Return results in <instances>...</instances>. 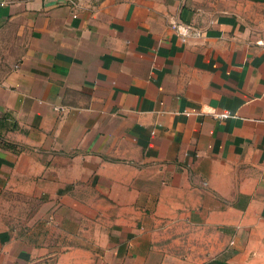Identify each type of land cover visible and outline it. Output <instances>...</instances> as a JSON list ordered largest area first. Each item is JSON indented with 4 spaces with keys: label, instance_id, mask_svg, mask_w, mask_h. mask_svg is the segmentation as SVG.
Instances as JSON below:
<instances>
[{
    "label": "crops",
    "instance_id": "0c3cea01",
    "mask_svg": "<svg viewBox=\"0 0 264 264\" xmlns=\"http://www.w3.org/2000/svg\"><path fill=\"white\" fill-rule=\"evenodd\" d=\"M0 264H264V0H0Z\"/></svg>",
    "mask_w": 264,
    "mask_h": 264
},
{
    "label": "built area",
    "instance_id": "2783aa9c",
    "mask_svg": "<svg viewBox=\"0 0 264 264\" xmlns=\"http://www.w3.org/2000/svg\"><path fill=\"white\" fill-rule=\"evenodd\" d=\"M172 28L175 29L179 34H181L184 37L191 36V35H194V36L202 35V33L197 28L193 27V25L191 24L174 22L172 24Z\"/></svg>",
    "mask_w": 264,
    "mask_h": 264
}]
</instances>
